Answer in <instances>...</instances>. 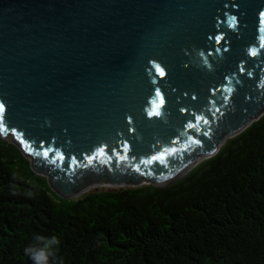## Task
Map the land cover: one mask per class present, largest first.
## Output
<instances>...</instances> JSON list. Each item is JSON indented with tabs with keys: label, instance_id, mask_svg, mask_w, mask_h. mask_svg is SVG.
<instances>
[{
	"label": "water",
	"instance_id": "1",
	"mask_svg": "<svg viewBox=\"0 0 264 264\" xmlns=\"http://www.w3.org/2000/svg\"><path fill=\"white\" fill-rule=\"evenodd\" d=\"M264 115V0H0V135L62 198L170 185Z\"/></svg>",
	"mask_w": 264,
	"mask_h": 264
},
{
	"label": "trees",
	"instance_id": "2",
	"mask_svg": "<svg viewBox=\"0 0 264 264\" xmlns=\"http://www.w3.org/2000/svg\"><path fill=\"white\" fill-rule=\"evenodd\" d=\"M11 137L0 135V264H34L52 237L47 264H264V115L170 185L71 199Z\"/></svg>",
	"mask_w": 264,
	"mask_h": 264
},
{
	"label": "clouds",
	"instance_id": "3",
	"mask_svg": "<svg viewBox=\"0 0 264 264\" xmlns=\"http://www.w3.org/2000/svg\"><path fill=\"white\" fill-rule=\"evenodd\" d=\"M38 240L43 241V247L30 250L31 258L34 264H47L48 256L51 255V246L55 245L57 240L55 237H52L50 240H44V238H38Z\"/></svg>",
	"mask_w": 264,
	"mask_h": 264
},
{
	"label": "rangeland",
	"instance_id": "4",
	"mask_svg": "<svg viewBox=\"0 0 264 264\" xmlns=\"http://www.w3.org/2000/svg\"><path fill=\"white\" fill-rule=\"evenodd\" d=\"M10 137H11V136H10ZM11 139H14V138H13V135H12Z\"/></svg>",
	"mask_w": 264,
	"mask_h": 264
}]
</instances>
